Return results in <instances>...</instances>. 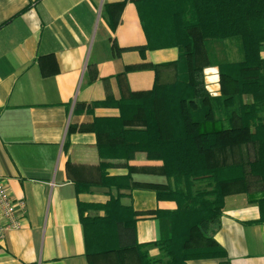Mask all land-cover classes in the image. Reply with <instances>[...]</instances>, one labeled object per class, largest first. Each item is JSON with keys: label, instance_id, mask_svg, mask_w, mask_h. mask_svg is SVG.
<instances>
[{"label": "crops", "instance_id": "0c3cea01", "mask_svg": "<svg viewBox=\"0 0 264 264\" xmlns=\"http://www.w3.org/2000/svg\"><path fill=\"white\" fill-rule=\"evenodd\" d=\"M119 1L0 0V178L27 206L22 226L0 241V264H89L79 203H105L117 191L101 184L97 134L82 128L96 117L120 115L119 108L96 103L154 87L156 70L137 66L161 65L179 55L176 47L145 48L148 39L134 0L113 29L106 7ZM260 52L264 58V44ZM158 70L160 82L173 79L172 69ZM205 81L212 95H220L217 66H206ZM242 152L247 158L254 147L243 146ZM110 162L111 176L133 168L135 185L121 192L123 203L138 214V242L158 241L155 211L177 208L175 201L157 197L158 187L174 184L161 172L163 161L137 152L128 161ZM77 183L88 187L78 192ZM259 194L255 189L227 196L214 236L226 258L187 264H264V223L251 202ZM149 252L162 254L156 246ZM111 258L96 264H118Z\"/></svg>", "mask_w": 264, "mask_h": 264}, {"label": "trees", "instance_id": "16d2710c", "mask_svg": "<svg viewBox=\"0 0 264 264\" xmlns=\"http://www.w3.org/2000/svg\"><path fill=\"white\" fill-rule=\"evenodd\" d=\"M128 1L107 5L113 29ZM134 2L148 39L145 48L176 47L179 55L161 65L137 66L156 70L154 87L96 103L115 106L120 115L96 117L90 127L82 128L97 134L101 184L117 191L105 203H79L89 264L125 252H136L140 264L226 258V249L214 237L226 199L234 192L249 193L253 177L262 183V191L251 202L259 207L258 222L264 223V58L260 52L264 44V0ZM231 40L240 45L239 59L229 57L227 44ZM160 66L173 70L171 81L160 82ZM206 66L219 69L218 96L207 89ZM246 97L251 100L246 101ZM77 106V110L83 107ZM139 118L141 126L136 127ZM248 145L254 147V154L245 158L242 147ZM137 152L162 160L161 172L174 182L173 186L156 189L160 200L175 201L177 208L155 211L161 235L151 243L138 242V214L122 201L121 190L135 185L133 168L127 175L111 176L107 172L111 159L128 161ZM198 182H207V186L201 188ZM87 187L77 183L78 192ZM90 210L103 214H86ZM152 246L164 257H153L149 252Z\"/></svg>", "mask_w": 264, "mask_h": 264}, {"label": "built area", "instance_id": "2783aa9c", "mask_svg": "<svg viewBox=\"0 0 264 264\" xmlns=\"http://www.w3.org/2000/svg\"><path fill=\"white\" fill-rule=\"evenodd\" d=\"M26 213V202L13 197L3 179L0 178V241L4 240L7 231L22 226Z\"/></svg>", "mask_w": 264, "mask_h": 264}, {"label": "rangeland", "instance_id": "374dc122", "mask_svg": "<svg viewBox=\"0 0 264 264\" xmlns=\"http://www.w3.org/2000/svg\"><path fill=\"white\" fill-rule=\"evenodd\" d=\"M227 49H228V54H229V57L233 60H236V59H239L241 57V54H240V45L238 44L237 41H229L228 44H227ZM203 52V51H202ZM251 98L250 97H246V101H250ZM134 125L136 127H140L141 126V120L140 118L138 120H136V122L134 123ZM248 147V146H247ZM250 149V148H248ZM253 156V154L251 155ZM207 182H198V186L201 187V188H204L206 187L207 185ZM250 185H251V190L255 191V189H257L259 192L262 191V183L258 180V178H255L253 177L251 182H250ZM92 211V210H90ZM91 214V213H90ZM110 257H112V261H115L118 262V264H140L139 263V260L137 258V254L136 252H125V253H121V254H118V253H112L110 255H108ZM106 256V257H108ZM164 257V254L162 252V254L158 257H155V258H163ZM163 264V263H161Z\"/></svg>", "mask_w": 264, "mask_h": 264}]
</instances>
